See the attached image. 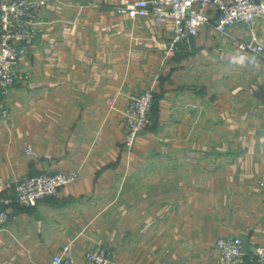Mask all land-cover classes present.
I'll use <instances>...</instances> for the list:
<instances>
[{
  "label": "crops",
  "instance_id": "0c3cea01",
  "mask_svg": "<svg viewBox=\"0 0 264 264\" xmlns=\"http://www.w3.org/2000/svg\"><path fill=\"white\" fill-rule=\"evenodd\" d=\"M43 1L23 78L0 90V200L24 175L72 178L0 202V264H52L65 245L76 264L97 245L111 264H215L219 238L264 245V51L239 48L248 26L172 46L169 20L118 11L135 0ZM252 28L264 41V16ZM148 88L149 127L128 143V96Z\"/></svg>",
  "mask_w": 264,
  "mask_h": 264
},
{
  "label": "built area",
  "instance_id": "2783aa9c",
  "mask_svg": "<svg viewBox=\"0 0 264 264\" xmlns=\"http://www.w3.org/2000/svg\"><path fill=\"white\" fill-rule=\"evenodd\" d=\"M43 0H0V90L6 92L23 75L18 70L21 54L39 33L41 19L38 11ZM210 8V10H209ZM119 12L130 17L151 15L155 21L169 20L172 23L171 45L189 47L199 27L212 25L223 34L229 27L244 23L249 28L248 41L238 44L240 49L261 54L264 41L258 39L252 24L264 16V0H135L119 7ZM154 93L148 88L128 96L125 113L126 141L132 143L136 134L149 127V113ZM0 114L8 118L10 111L0 103ZM26 153L30 149L26 148ZM71 176L59 172H42L24 175L13 185L11 197L0 202L19 206L34 205L38 200L54 196L60 187L71 181ZM257 183L264 189V171ZM11 216L0 207V229ZM215 264H264V245L254 247L249 253L243 250L239 237L216 240ZM68 245L52 256V264H76L69 255ZM111 253L106 246H93L84 253L83 264H111Z\"/></svg>",
  "mask_w": 264,
  "mask_h": 264
},
{
  "label": "water",
  "instance_id": "95a60500",
  "mask_svg": "<svg viewBox=\"0 0 264 264\" xmlns=\"http://www.w3.org/2000/svg\"><path fill=\"white\" fill-rule=\"evenodd\" d=\"M140 132H143V131H140ZM140 132H138V133H140Z\"/></svg>",
  "mask_w": 264,
  "mask_h": 264
},
{
  "label": "trees",
  "instance_id": "16d2710c",
  "mask_svg": "<svg viewBox=\"0 0 264 264\" xmlns=\"http://www.w3.org/2000/svg\"><path fill=\"white\" fill-rule=\"evenodd\" d=\"M153 103H154V101H153Z\"/></svg>",
  "mask_w": 264,
  "mask_h": 264
}]
</instances>
